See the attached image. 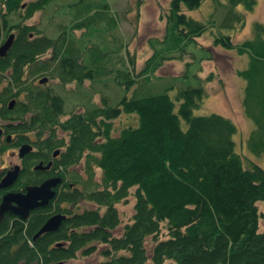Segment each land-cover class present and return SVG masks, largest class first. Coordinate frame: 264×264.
Returning a JSON list of instances; mask_svg holds the SVG:
<instances>
[{
	"label": "trees",
	"instance_id": "16d2710c",
	"mask_svg": "<svg viewBox=\"0 0 264 264\" xmlns=\"http://www.w3.org/2000/svg\"><path fill=\"white\" fill-rule=\"evenodd\" d=\"M50 1L0 0L3 22H9L11 12L18 17L9 22L14 37L8 62L2 64L0 58V65H10L8 91L24 94L16 108L23 104L27 112L25 129L33 130L36 140L43 137L46 147L63 145L56 164L74 185L55 192V210L63 218L32 245L31 232L48 208L34 211L22 233L23 222L12 220L17 226L13 234H22V240L10 237L1 246L0 264H13L20 251L26 264H70L67 259L77 251H93L96 246H88L93 241L102 245L96 250L100 257L87 264H264V169L234 150L235 124L217 112L193 114L204 95L200 83L176 90V108L164 90L139 93L149 87L153 70L163 60L183 59L184 54L202 59L187 47L193 44L204 52L196 37L215 20L210 17L205 23L184 12L201 0H168L162 34L148 40L151 52L138 70L125 42L114 33L117 20L104 1L67 0L70 18L49 36L24 20ZM255 1L212 0L221 9L217 26L241 25L243 13L235 6L250 10ZM78 30L80 35H75ZM95 31L105 36L98 41L91 36ZM212 44L247 54L245 66L235 69L244 82L241 110L252 124L245 144L252 154L264 153V25L253 21L251 36L240 41L216 31ZM35 75L56 78L59 87L110 75L123 93L113 102L101 95L98 103L60 118L62 97L49 86L33 83ZM210 77L208 72L200 80ZM120 112L135 113L137 122L111 133L112 119ZM56 128L66 136L55 139ZM75 163L80 171L66 168ZM129 192L130 219L114 233L119 219L113 203ZM84 200L94 205L77 209ZM15 241L17 249L12 250Z\"/></svg>",
	"mask_w": 264,
	"mask_h": 264
},
{
	"label": "rangeland",
	"instance_id": "374dc122",
	"mask_svg": "<svg viewBox=\"0 0 264 264\" xmlns=\"http://www.w3.org/2000/svg\"><path fill=\"white\" fill-rule=\"evenodd\" d=\"M67 0H51L44 8L35 11L24 21L32 23L37 30L46 33L49 36L54 35L57 25L64 23L70 18L71 9L65 4ZM72 0H68L70 2ZM104 1L110 11L116 18V28L114 33L118 38L125 42L128 51L134 58V70L141 67L144 58L151 52L149 39L159 37L163 31V12L167 6L168 0H101ZM224 1V0H219ZM235 9L243 13V22L241 25H233L231 29L220 28L217 26L220 18V7L213 6L212 0H201L199 5L194 8L184 9V12L193 18L205 22L210 18H214V25H206L205 29L196 37L197 45L201 46L205 51H201L198 46L188 45V53L191 51L202 59L191 58L188 54H184L183 59H166L163 60L154 70L153 76L150 78V84L147 89H140L139 93L166 91L173 99L174 108H176L178 100L174 99L176 90L185 85H196L200 83L204 89V95L198 104L193 107V114H205L209 112H217L228 116L235 124V132L233 134L234 150L241 154L243 160L251 159L264 169V153L252 154L246 147L245 139L251 127V122L244 117L240 99L243 89V79L238 76L235 69L245 66L247 54L236 53L232 48H226L212 44V35L216 31L229 34L233 41H240L250 37L252 33L253 21H260L264 25V0H256L250 10H244L240 4ZM9 22L18 21V17L13 12L8 13ZM75 35H80V31H74ZM83 35H89L83 32ZM2 36V33H0ZM99 41L102 39L103 33L95 31L91 34ZM207 52V53H206ZM205 55V56H206ZM195 56V57H196ZM187 61V63H185ZM208 72H211L209 80L201 81ZM35 80H33L34 82ZM4 82V81H3ZM46 85L58 93L62 101L63 113L60 118L67 115L70 110H80L82 107L91 103H98L101 95H106L110 102L115 101L123 93L122 88L112 81L111 76L84 78L80 84L74 81L67 82L63 87H59L56 78H48L41 83ZM131 90L125 93L130 94ZM20 93V92H19ZM136 114H125L120 112L112 119L111 133H115L121 126L127 124H136ZM57 136L65 137L64 131L56 128ZM65 139V138H64ZM72 170H78V163L69 167ZM67 168V169H69ZM98 171L95 170L94 178H97ZM132 187L129 188V191ZM133 197L129 192L124 199L115 201L113 205L117 210L118 223L113 228V232L117 233L124 222L129 221L132 213ZM77 209L82 206H93L90 201H81L77 203ZM259 208L262 203L257 202ZM144 243L149 248L150 239L145 237ZM96 246V248L87 254L76 252L74 257L68 258L67 263L70 264H87L88 262L98 259L100 255L97 253L102 245L97 242H89L88 246Z\"/></svg>",
	"mask_w": 264,
	"mask_h": 264
},
{
	"label": "flooded vegetation",
	"instance_id": "af4514ba",
	"mask_svg": "<svg viewBox=\"0 0 264 264\" xmlns=\"http://www.w3.org/2000/svg\"><path fill=\"white\" fill-rule=\"evenodd\" d=\"M10 30V26L0 19V33L3 32L2 36H0V44L7 38L5 35ZM0 58L2 64L8 62L7 49L0 51ZM2 64L0 65V200L3 194L7 192H24L28 184H38L49 178H57V181L51 185V189L54 191L53 194L47 198L45 203L29 208L24 217H21L11 209L3 210L0 213V248H5L1 246L6 245L10 237L19 242L22 240V234L21 237L20 235L13 234L15 233L13 229L17 228V226L13 227L12 220L15 219L23 222L20 231L22 233L25 231L27 223L30 222L34 211L48 208L49 213L43 218L42 221H44L51 214L57 213L53 200L55 192L65 189L64 185L70 188L74 184L67 181L65 176L61 174L60 169H62V165L56 164V159L63 145L56 144L46 147L41 142L43 137L36 140L34 131L25 129L24 119L27 112H25L23 104L21 106L18 105L16 108L17 102H24V94L18 92L15 95L12 94L14 92L8 91L10 65L7 63L2 66ZM38 78L39 76H33L32 80H35L33 83H39ZM24 79L25 76L22 73L21 80ZM58 138L59 136H55V139ZM70 166L72 165H67L66 168ZM13 204V201H10L8 206H12ZM6 221L8 223L7 225H5ZM42 221L31 232L30 238L28 239L30 245L43 232L51 231H41L33 237V233L39 228ZM16 241L11 243L12 250L17 249ZM47 245L50 246L51 242L47 243ZM18 253L19 255L16 256L17 259L13 264H26L24 258L25 253L23 251Z\"/></svg>",
	"mask_w": 264,
	"mask_h": 264
},
{
	"label": "water",
	"instance_id": "95a60500",
	"mask_svg": "<svg viewBox=\"0 0 264 264\" xmlns=\"http://www.w3.org/2000/svg\"><path fill=\"white\" fill-rule=\"evenodd\" d=\"M8 37L0 44V51L7 49L11 43V34L7 35ZM45 80V76H42L38 79L39 82ZM4 180V179H3ZM57 181V178H49L39 182L38 184H28L25 187L24 192H12L3 194L0 200V213L3 210L11 209L13 212L18 213L21 217H24L29 208L34 207L35 205L43 204L46 202L53 194V185ZM13 201L12 206H8V203ZM63 218L62 213H54L48 216L39 226V228L33 233V237L45 230H53L60 223ZM50 264H60V261L51 262Z\"/></svg>",
	"mask_w": 264,
	"mask_h": 264
}]
</instances>
